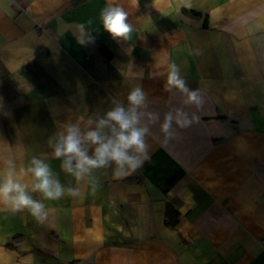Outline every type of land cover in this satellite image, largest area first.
<instances>
[{
  "label": "crops",
  "instance_id": "1",
  "mask_svg": "<svg viewBox=\"0 0 264 264\" xmlns=\"http://www.w3.org/2000/svg\"><path fill=\"white\" fill-rule=\"evenodd\" d=\"M109 2L130 40L104 30ZM171 63L199 109L164 91ZM136 86L161 121L176 107L199 121L167 143L151 126L139 169L98 170L95 192L44 201V223L0 204V264H264V0H0V172L35 156L76 187L50 138Z\"/></svg>",
  "mask_w": 264,
  "mask_h": 264
},
{
  "label": "clouds",
  "instance_id": "2",
  "mask_svg": "<svg viewBox=\"0 0 264 264\" xmlns=\"http://www.w3.org/2000/svg\"><path fill=\"white\" fill-rule=\"evenodd\" d=\"M138 6V5H137ZM100 20L105 31L113 39L128 41L134 31L129 23V13L109 2L101 9ZM81 32L84 25H80ZM93 37L77 39L84 45ZM164 91L184 96L182 104L199 109L203 98L197 89H191L180 74L177 64L167 66ZM110 107L97 119H90L82 128L79 123H65L61 130L50 138L52 158L60 161V169L76 181L77 186H65L58 174L45 159L32 157L26 167L17 169L12 160L0 172V204L13 213L27 211L38 223H44L48 211L44 201H57L65 196L79 198L82 191L79 185L88 184L95 192L98 183L96 172L112 169L114 178H122L139 169L149 158L150 145L147 138L152 134L151 126L159 124L163 142L177 138V129L191 127L199 121L195 114H189L183 107H176L163 116L149 110L146 91L141 86L132 88L126 103L112 101ZM30 177V182L26 178ZM38 193L41 199H35Z\"/></svg>",
  "mask_w": 264,
  "mask_h": 264
},
{
  "label": "trees",
  "instance_id": "3",
  "mask_svg": "<svg viewBox=\"0 0 264 264\" xmlns=\"http://www.w3.org/2000/svg\"><path fill=\"white\" fill-rule=\"evenodd\" d=\"M191 13L192 14H197L196 12H194V11H191ZM223 120H226V118H224V117H221Z\"/></svg>",
  "mask_w": 264,
  "mask_h": 264
}]
</instances>
